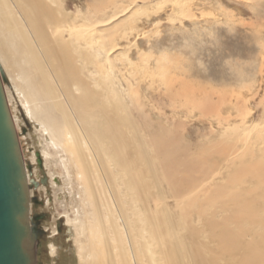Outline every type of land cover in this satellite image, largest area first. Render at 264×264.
I'll return each instance as SVG.
<instances>
[{"label": "bare ground", "instance_id": "obj_1", "mask_svg": "<svg viewBox=\"0 0 264 264\" xmlns=\"http://www.w3.org/2000/svg\"><path fill=\"white\" fill-rule=\"evenodd\" d=\"M109 3L74 16L63 0H0V66L84 188L79 264H264V127L239 110L220 134L230 149L204 157L176 136L146 149L125 129L138 100L101 76L136 0Z\"/></svg>", "mask_w": 264, "mask_h": 264}, {"label": "rangeland", "instance_id": "obj_2", "mask_svg": "<svg viewBox=\"0 0 264 264\" xmlns=\"http://www.w3.org/2000/svg\"><path fill=\"white\" fill-rule=\"evenodd\" d=\"M63 1L74 16L87 9L100 14L110 5V0ZM133 1L114 0L122 6ZM130 7V13L116 20L127 21L117 36L118 54L112 64L104 63L101 73L105 84L127 88L138 100L129 107L128 134L141 138L146 149L150 136L160 143L176 136L177 147L210 157L227 149L223 146L230 149L231 141L220 134L241 122V110L250 111L247 125L264 127V0H136ZM4 73L29 184L30 221L37 234L34 264H79L75 227L87 220L89 210L84 188L73 167L69 178L61 162L66 153L53 149L38 124L28 121L23 132V101ZM205 104L213 106V112ZM35 198L44 204L35 205ZM35 213L44 215L40 224L33 222ZM59 220L62 232L57 235Z\"/></svg>", "mask_w": 264, "mask_h": 264}, {"label": "water", "instance_id": "obj_3", "mask_svg": "<svg viewBox=\"0 0 264 264\" xmlns=\"http://www.w3.org/2000/svg\"><path fill=\"white\" fill-rule=\"evenodd\" d=\"M7 82L0 66V264H34L37 234L30 221L29 184L6 94ZM35 154L43 170L41 153Z\"/></svg>", "mask_w": 264, "mask_h": 264}, {"label": "flooded vegetation", "instance_id": "obj_4", "mask_svg": "<svg viewBox=\"0 0 264 264\" xmlns=\"http://www.w3.org/2000/svg\"><path fill=\"white\" fill-rule=\"evenodd\" d=\"M30 126V125H29ZM27 129H28V125H27V127H24L23 128V132L26 130L27 131ZM36 155V154H35ZM36 159H37V157H36ZM37 164H38V162H37ZM38 167H39V165H38ZM32 167H30V169H31ZM41 169V168H40ZM46 179H42V183H44V181H45ZM35 205H43L44 204V202L43 201H39L37 198H35V203H34ZM32 217H33V222L35 223V224H40L41 223V221H42V219H43V217H44V215L43 214H37V213H35V214H32ZM61 220H59V222H58V227H57V231H58V233H57V235H59L61 232H62V226H61ZM58 247V246H57ZM59 249V248H58ZM39 250H40V255H41V253H42V245L40 244V246H39ZM50 250V249H49ZM50 252V251H49ZM58 254V253H57ZM57 254H53V256H55V255H57ZM49 255H50V253H49ZM50 257H52L51 255H50Z\"/></svg>", "mask_w": 264, "mask_h": 264}]
</instances>
